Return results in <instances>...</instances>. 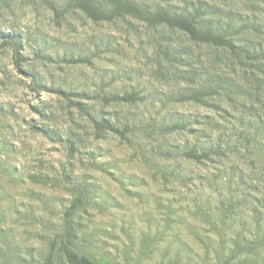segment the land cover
<instances>
[{
	"label": "rangeland",
	"instance_id": "rangeland-1",
	"mask_svg": "<svg viewBox=\"0 0 264 264\" xmlns=\"http://www.w3.org/2000/svg\"><path fill=\"white\" fill-rule=\"evenodd\" d=\"M66 246L264 264V0H0V264Z\"/></svg>",
	"mask_w": 264,
	"mask_h": 264
},
{
	"label": "trees",
	"instance_id": "trees-1",
	"mask_svg": "<svg viewBox=\"0 0 264 264\" xmlns=\"http://www.w3.org/2000/svg\"><path fill=\"white\" fill-rule=\"evenodd\" d=\"M72 228H73L72 225L68 227L67 234H66L68 239L72 238ZM65 249H66L65 251H66L67 261L70 264H102V263L94 262L90 259H87L86 257H81L77 253L69 250L68 246H66Z\"/></svg>",
	"mask_w": 264,
	"mask_h": 264
}]
</instances>
